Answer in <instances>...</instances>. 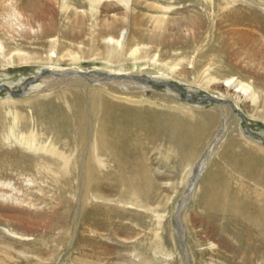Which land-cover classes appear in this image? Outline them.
<instances>
[{"label":"rangeland","instance_id":"obj_1","mask_svg":"<svg viewBox=\"0 0 264 264\" xmlns=\"http://www.w3.org/2000/svg\"><path fill=\"white\" fill-rule=\"evenodd\" d=\"M14 1L24 4L23 0ZM26 1L29 4L27 14L34 19L31 28L35 34L40 33L38 25H44L54 29V36L57 35L62 46L66 45L62 47L58 65L67 70L65 74L68 75L58 74L53 80L43 77L49 70L45 61L49 48L35 39L34 34L17 42L22 43L17 48L32 60L30 65L4 68L0 63V119H4L0 182L10 183L9 193L28 204L17 206L10 201L0 202V208H7L0 209V264H83L85 258L93 264H211L212 259L218 264H264V258L258 255L264 252L263 248L259 247L254 258H250L247 247L255 246L239 241L240 232L220 214L207 215L210 197L206 195L200 201L201 191L208 188L206 180L211 169L215 173L214 166L225 165L221 156L227 142L224 116L218 117V125L207 137L198 138L193 145L181 150L161 142L147 155L154 188L143 195L139 192L132 195L133 192L107 184L109 191L99 192L109 202L97 198L94 202L114 206L112 211L97 208L82 216H79L81 193H62L59 187L63 175L53 169L47 170L42 160L49 155L26 150L11 136H6L16 111L31 116L36 110L34 105L23 107L20 103L28 102L36 95L30 89L45 80L48 87L45 85L40 95L45 97L44 100L60 98L67 102L70 97L80 96L89 105L91 95L96 94L129 107L160 112L168 109L188 116L226 106L236 119L241 134L264 147V109L261 106L256 109L251 103L243 102L241 110L236 111L226 102L207 98L208 95L219 98L224 92L220 83L225 76L240 78L251 73L259 81L258 78L264 76L262 43L252 42L245 26H232L219 20L218 0H128V6L117 0H105L100 5L102 13L99 12L96 19L90 18L89 7L82 0H77L78 4L64 0L68 7L66 11L60 10L58 0H53L49 6H45L43 0ZM222 1L249 6L250 10L261 14V24H264V0ZM107 26L121 29L120 33L128 42L135 41L131 49H140L138 55L141 56L146 55L144 51L148 52V57L156 59L157 63L137 66L130 51H126L117 63L108 64L110 54L105 45L102 42L94 43L96 48L89 45L91 36ZM63 32H82V37L71 43L62 38ZM154 36L158 43L153 40ZM70 43L73 48H69ZM74 57L79 60L72 61ZM118 65H122L127 77H114L116 80L134 81L139 85L140 77L165 76V84L175 89L156 84L148 85L150 88L144 91L134 85L121 90L118 86L107 85L106 78L99 83L87 80L96 73L110 75ZM165 65L175 73L169 74ZM75 74L81 79L80 84L71 85L69 79ZM209 77L219 83H206ZM97 104L99 106L100 102ZM5 137L8 139L4 140ZM17 157L24 159H19L20 162L15 159ZM199 164L202 165L200 171L195 173ZM191 169L192 174H198L193 184ZM52 180L57 182L54 184ZM40 197L46 205L39 201ZM38 208L46 211L42 213ZM82 246L83 250H79Z\"/></svg>","mask_w":264,"mask_h":264},{"label":"bare ground","instance_id":"obj_2","mask_svg":"<svg viewBox=\"0 0 264 264\" xmlns=\"http://www.w3.org/2000/svg\"><path fill=\"white\" fill-rule=\"evenodd\" d=\"M23 1L24 4L14 0H0L1 66L4 68L11 66L23 68L30 65L32 60L27 57L25 52L22 53L17 48V46H22V43L18 44L17 42L25 41L29 39V35L34 34L33 37L35 39L41 40L49 48L45 60L49 66L46 68L49 70L45 72L43 77L47 76L46 78H52L51 80L58 74L66 77L65 75H68L65 74L67 70H62L58 65L60 62L58 57L66 45L62 46L63 44L59 42L57 35L56 37L54 36V29L44 27V25H38L37 29H39L40 33L35 34L36 32L31 28V22L34 19L27 14L29 4L26 0ZM70 1L74 4L79 3L77 0ZM82 1L89 7L90 18L94 19L97 18L100 12V5L105 2V0ZM117 1L128 6V0ZM58 2L61 11L68 9L64 0H58ZM234 2L224 3L222 0L217 1L216 9L220 13L219 20H225L224 22L232 26H245L252 37L251 39H253L252 42L257 41L258 43L260 41L262 43L261 47L264 46V24H261L263 17H259L261 14H258L252 8L250 10L249 6L233 5ZM43 3L45 6H49L54 2L53 0H43ZM103 7L105 8V6ZM219 20L218 23H220ZM95 27H97V24ZM247 31L245 33H248ZM120 32L121 29L107 26L91 36L89 45L93 48L97 46L94 43L102 42L106 49L109 50L110 60L107 62L108 64L119 61L120 55L126 51H130V55L134 60L133 63L137 66H146L151 62L157 63L156 59L148 57V52L146 51L143 54L147 56L138 55L140 49H131L135 41L128 42L124 34ZM61 36L74 43L81 39L82 32L78 34L63 32ZM153 40L158 43L156 36L153 37ZM153 40L151 41L150 38L149 41L153 42ZM71 43L70 45L68 44L69 48H73ZM251 52L254 53L255 51ZM247 57L249 58L250 56ZM251 57L253 58V56ZM77 60L79 59L76 57L72 58L74 62ZM164 67L169 74L175 73V70L167 65ZM125 72L122 65H118L110 75L96 73L92 77H87V80L100 82L101 79L104 80L106 78L105 82L107 85L118 86L120 88H117L121 90L129 85H134L141 91L150 88L148 85H166L165 76L140 77L138 78L141 83L139 85L136 82L134 83V81L126 83L122 80L114 79V77H127ZM249 77L251 79L254 78L251 73H248L247 77L245 75L240 78L225 76L220 83L224 88V92L220 94L219 98L213 95H208L207 98H210V100L215 99L218 102H226L236 111L241 110L240 106L243 102L251 103V106L256 109L260 106L264 109V76L257 77L259 81H256L255 78L250 81L248 80ZM69 80L71 85H78L81 79L75 74ZM211 81L218 80L209 77L206 83L210 84ZM45 85L47 86V82L42 80L30 89L36 95L32 96L28 102L20 104L23 107H32L34 105L36 110L32 111L31 116L17 113L16 111L15 115L12 116L13 122L6 136H11L14 142L26 150L49 155L48 158L42 160L47 170L53 169L63 175L64 178L61 180L59 187L62 193L65 195L81 193L82 202H80L82 206L79 210V216H82L84 212L88 213L97 208L102 211H112L114 206L96 204L94 202L96 198L109 202L106 199L107 197H104L99 192L100 190H107V184H112L114 187L117 186L120 190L125 189L124 191L126 192H133L132 195L139 193L143 195L147 190L154 188L155 184L150 174L147 155L157 149L161 142H164L167 146L169 145V148L175 147L181 150L188 147V145H193L195 140L198 141V138L207 137L212 129L218 125V117L224 116V119L226 118V121H223H225L224 131L227 142L224 145L221 156L225 161V165L222 167L214 166L216 167L215 173L211 169L206 180V187L208 188L205 192L201 191L200 201H203L207 196L210 197L209 205H207L208 208L206 209L207 215L212 217L213 214H220L232 225L233 229L240 232L241 238L239 241L255 246L247 247L248 250L246 251L251 254L250 258H254L259 247L264 249V147L246 137L244 133L243 135L241 134L236 127V119L226 106L217 105L218 107H213L214 109L211 111L199 115L193 113L192 116H188L183 112L174 113L173 110L171 112L168 109L169 112L167 110L160 112L149 108L129 107L110 102L102 95L96 94L91 95L90 104L87 105L86 101L80 96L70 97V101L67 102L60 98L44 100L45 97L40 95L43 93V89L46 88ZM173 96L171 95V97ZM97 102H100L99 106H97ZM3 129L4 119H0V141L1 137L4 136L1 135ZM3 139L6 140L8 138L5 137ZM9 140L8 142H10ZM21 157L15 159L18 161H20L19 159H24ZM201 164H199L195 173L200 171ZM197 175L192 174V169L190 170L192 184L195 178L198 177ZM52 181L54 184L57 182V180ZM192 184L191 186H193ZM9 189H12L10 183L0 182V202L10 201L17 206L23 205L25 200L21 201L19 197L11 195L8 191ZM27 201L31 203L30 200ZM39 201L46 205V201H43V198L39 199ZM25 205L28 206L27 203ZM4 208L2 206L0 209L4 210ZM41 208L43 209V207ZM42 209L40 211L44 213L46 210ZM100 213L102 215V212ZM86 237L84 238L86 239ZM83 248L84 246L79 250H83ZM260 254L261 258H264V252L258 253V255ZM84 261H82L84 262L83 264H93L86 258ZM37 264L43 263L37 262ZM138 264L145 263L141 262ZM211 264L218 263L212 259Z\"/></svg>","mask_w":264,"mask_h":264},{"label":"water","instance_id":"obj_3","mask_svg":"<svg viewBox=\"0 0 264 264\" xmlns=\"http://www.w3.org/2000/svg\"><path fill=\"white\" fill-rule=\"evenodd\" d=\"M173 89H175V87H172Z\"/></svg>","mask_w":264,"mask_h":264}]
</instances>
